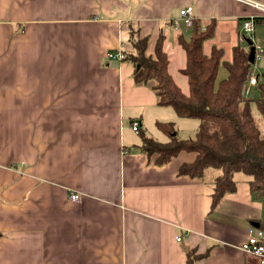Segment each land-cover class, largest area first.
<instances>
[{
	"label": "crops",
	"instance_id": "0c3cea01",
	"mask_svg": "<svg viewBox=\"0 0 264 264\" xmlns=\"http://www.w3.org/2000/svg\"><path fill=\"white\" fill-rule=\"evenodd\" d=\"M192 5L231 48L259 14L239 0H0V264H188L189 251L194 264H260L240 246L264 230L263 200L243 175L212 209L218 170L179 174L190 151L148 157L133 123L167 142L156 123L182 117L107 56L132 49L134 22L148 54L162 32L170 54L192 33L172 21Z\"/></svg>",
	"mask_w": 264,
	"mask_h": 264
},
{
	"label": "trees",
	"instance_id": "16d2710c",
	"mask_svg": "<svg viewBox=\"0 0 264 264\" xmlns=\"http://www.w3.org/2000/svg\"><path fill=\"white\" fill-rule=\"evenodd\" d=\"M191 30L190 36L178 37L185 51L186 63L179 70L187 78L189 89L185 92L170 73V54L164 45L166 34L160 33L154 54L147 55L149 37L142 36L137 23H129L128 42L133 51L125 50L124 59L134 64L136 82L151 86L158 104L172 106L179 117L200 120L194 137H180L174 121H158L157 127L169 136L167 142L139 129L141 148L148 157L156 154L155 162L161 164L182 151L194 152L195 159L182 163L179 174L202 178L208 170H218L212 182V209L227 193L237 190L236 175L241 172L253 197L264 199V129L252 106L254 102L264 120V73L256 85L258 95L246 97L244 88L253 67L249 61L250 47L237 43L231 48L232 59L225 60L223 45L213 44L205 51L204 43L217 34L214 19L203 23L195 18ZM222 63L228 75L217 82ZM196 258L189 251L187 263L194 264Z\"/></svg>",
	"mask_w": 264,
	"mask_h": 264
},
{
	"label": "rangeland",
	"instance_id": "374dc122",
	"mask_svg": "<svg viewBox=\"0 0 264 264\" xmlns=\"http://www.w3.org/2000/svg\"><path fill=\"white\" fill-rule=\"evenodd\" d=\"M257 26L258 28L260 29V31L258 32L257 35H254L253 34V38H248L246 36L247 39H250L252 40L253 44L255 45V47L257 48L258 50V54H256V60L255 62L253 63V69L254 71L259 74V77H260V81L262 80V75L264 73V20L262 21H258L257 23ZM255 28V26H254ZM259 33H261V35L263 36H259ZM247 39H246V44L248 43L247 42ZM205 51L208 52L211 48V46L213 44H217V41H216V37L215 38H212V39H208L205 43ZM247 49L249 48L248 45L242 43ZM169 50H170V55L172 56V64H171V67H170V71H171V74H173L175 80L177 81V83L182 87H186L187 83H186V76H184L183 74L180 73V68L183 66L184 62L182 63L180 57L182 55V50L179 49V45L175 44L174 41H173V38H170L169 40ZM224 48H225V54L223 56V58L225 60H231V47L230 46H227V45H224ZM131 51H133V49H131ZM147 55H149L147 53ZM183 60V59H182ZM218 77H217V82H219L220 80H222L223 78H225L227 75H228V72L226 70V66L224 65V63H222V65L220 66L219 70H218ZM259 81V82H260ZM259 93V90L257 88V86H253L251 88V94L249 95V97L253 98L254 96L258 95ZM167 107L166 108H170V110H172V112H175L174 111V108L170 105H166ZM253 106V113L254 115L256 116L257 120H258V123L263 127L264 129V120H263V117L262 115H260L258 109H257V106L255 105V103L253 102L252 104ZM164 108V109H166ZM174 121V120H173ZM177 127H178V132H180V136L182 137H194L196 135V130H197V127L200 123V120L198 118H188V117H182L181 119H179L177 122ZM158 131V130H156ZM160 133V132H158ZM138 134V133H137ZM136 134V135H137ZM140 135V134H139ZM161 135H164V134H161ZM166 136L164 139H162V141H166ZM217 172V170L213 169L210 170L209 172ZM209 172H208V175H209ZM245 174H242L241 173H237V178L240 176H243ZM263 203H264V199H262ZM259 227V224L257 223L256 224V227ZM254 235L257 234L256 232V229H255V232L253 233Z\"/></svg>",
	"mask_w": 264,
	"mask_h": 264
},
{
	"label": "built area",
	"instance_id": "2783aa9c",
	"mask_svg": "<svg viewBox=\"0 0 264 264\" xmlns=\"http://www.w3.org/2000/svg\"><path fill=\"white\" fill-rule=\"evenodd\" d=\"M241 2H243L244 4H246L247 6H251L253 7L255 10H257V12L259 14L256 15H250L249 17H246L242 20L241 23V32L239 33V43H244L246 44V36L248 38H253V34L255 32V19L257 17H264V2H260L258 0H239ZM179 15L180 17H178L176 20H173L172 22L175 25H178V23H183V25L187 28V29H191L192 25L194 23V20L196 18V15H194V6H185L182 7L179 10ZM246 45L249 46V44L247 43ZM256 54H258V50L256 48ZM255 54V57H256ZM107 56L109 58H118L120 59H124L125 57V52L123 50H112L110 51ZM257 58V57H256ZM251 74L245 84V88H244V94L246 97H249V95L251 94V88L253 86H256L259 81H260V77L259 74H257L253 67L251 70ZM132 128L134 131H138L140 129V122L139 120L135 121L132 125ZM71 194V199L74 201H80L82 194H80L79 192H70ZM257 234H253L250 235L248 237V239L246 241L243 242V244L240 246L242 250H244L247 253H250L252 255H254L257 260L260 262V264H264V230L262 228H258L257 229ZM178 240H181V237H178Z\"/></svg>",
	"mask_w": 264,
	"mask_h": 264
},
{
	"label": "water",
	"instance_id": "95a60500",
	"mask_svg": "<svg viewBox=\"0 0 264 264\" xmlns=\"http://www.w3.org/2000/svg\"><path fill=\"white\" fill-rule=\"evenodd\" d=\"M247 42H248L249 47H250V49H249V57H250V58H249V61H250V63L252 64V63H254L255 60H256V57H255V54H256V47H255V45L253 44L252 40L247 39Z\"/></svg>",
	"mask_w": 264,
	"mask_h": 264
}]
</instances>
